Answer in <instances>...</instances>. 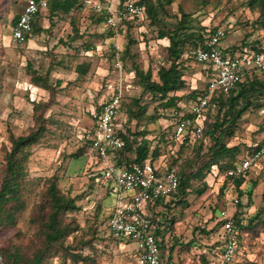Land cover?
Segmentation results:
<instances>
[{
  "label": "rangeland",
  "instance_id": "obj_1",
  "mask_svg": "<svg viewBox=\"0 0 264 264\" xmlns=\"http://www.w3.org/2000/svg\"><path fill=\"white\" fill-rule=\"evenodd\" d=\"M14 1L13 4L10 0H0V184L9 135L27 134L35 125V102L50 101V104L44 112L48 118L47 131L38 143L27 149V208L16 229L0 230V247L13 242L23 246L28 253L33 251L38 238L35 227L30 223V216L34 207L43 200L46 179L57 177L63 192L80 197L77 203L81 209L68 212L65 217L66 222H71L72 227H78V230L66 238V250L59 248V252L50 255L43 264H138L137 241L126 239L120 242L113 239L109 232L107 216L113 206L112 199L100 182L93 183L90 178L91 170L98 165H94L90 155L79 158L73 155L85 146L87 136L92 135L97 107L109 97L108 83H117L124 78L126 85L131 84L125 90V95H141L135 82V72H129L125 66L123 71L117 68L116 47L120 48L121 59L125 51L130 50L131 56L127 59L129 68L135 64L140 70L151 69L153 77L157 78L159 67L168 65V40H157V28L150 25L149 21L141 23L134 20L132 26L128 27L123 17L117 19L116 26L110 30L107 24L94 21L101 12H96L91 4L85 3L83 9L55 21L46 35L34 36L29 42L20 43L12 36L11 21L16 13L22 12L26 0ZM116 1L110 0V3L116 6ZM158 1L149 0L155 6H158ZM166 8L168 13L163 16L171 26L181 16L180 10L183 8L204 25L226 30L228 34L222 41L225 47L240 45L244 41L252 44L256 40H264V28L255 22L259 13L251 10L246 0H173ZM73 17L84 36L69 44L67 36L73 32L70 26ZM40 22L45 27L50 25L47 17H42ZM86 41L92 45L89 50H84L82 46ZM184 59L190 86L204 88L206 77L202 74V66L190 57ZM87 61L91 62L90 70L79 76L77 65ZM28 63L42 72L49 69L53 82L62 80L53 99L50 100V94L45 89L30 82ZM109 78L111 80L105 84ZM130 101L131 97L126 105ZM261 102L262 106H252L239 119L231 144H241L244 148L262 139L264 99ZM141 104L147 106L145 114L132 116L131 112L123 108L119 113V121L129 120L132 129L136 124L140 125L150 131L149 137L174 122L171 116L148 121L149 115L155 113L156 104L160 105L151 101L149 93L142 97ZM133 108L137 110L138 106ZM161 108L158 107V112ZM178 147L175 141L165 143L164 153L156 162L162 159V164L168 165L176 159L173 165L178 167V164L193 155L191 148L178 152ZM186 167L189 168V165L186 164ZM207 179L211 186L201 196L192 192L188 204L179 205L175 210L177 221L169 238L173 235L184 244L190 241L196 244L189 248L179 245L173 255L176 264H223L221 252L212 246L226 238L219 223L222 221L221 210L226 209L233 214L242 208V220L246 224L255 211L263 206L264 167L261 163L252 168L251 180L242 186L248 189L253 181H257L250 199L248 193L242 196L241 207L232 201L234 197L239 198L233 188L226 194L220 190L221 182L214 181V176L209 175ZM199 184V181H194L196 187ZM241 242V252L235 255L231 263L226 264H264V224L257 225L255 230L241 232ZM162 250L165 255H169L168 247ZM75 255L82 258L75 260ZM0 264H5L1 257Z\"/></svg>",
  "mask_w": 264,
  "mask_h": 264
},
{
  "label": "trees",
  "instance_id": "obj_2",
  "mask_svg": "<svg viewBox=\"0 0 264 264\" xmlns=\"http://www.w3.org/2000/svg\"><path fill=\"white\" fill-rule=\"evenodd\" d=\"M14 4V0H10ZM102 3H108L110 0H100ZM173 0H159L158 6L153 5L149 0H138L145 7L144 14L134 18L124 17L128 27L132 26V21L137 22L149 21L150 25L157 28V40H168L167 44V61L168 65L162 64L156 74L157 78L153 77L151 69L147 71L140 70L135 64L129 68L127 59L131 56L130 50L127 49L123 54L124 66L129 72H135V82L140 88V96L135 97L125 95L121 99L120 113L123 108L127 112H131L132 116L142 115L147 112V106L141 104L142 97L149 93L151 101L158 102L154 107L155 113L149 115L148 121H156L164 116H171L174 122L167 128H163L156 135L149 137V130H145L140 125L136 124L132 129L130 121H118V132L124 140V145L116 151V160L118 165L127 166L129 163L139 162L146 163L147 161L155 162L163 155V147L165 143L176 142L179 146L178 152H182L191 148L193 155L187 157L184 163L178 164L180 184L178 189L167 198L159 200V206L155 208L153 218L164 227L158 232L159 242L162 248L168 247V260L171 264H176L173 255L179 245L187 248L195 244V241L183 243L178 238L169 234L172 233L176 224L175 210L179 205H187L188 198L192 192L197 195H202L209 187L208 176H214V181L221 182L220 190L225 188H233L239 196L237 207L242 206L241 198L246 193L250 197L253 195L254 189L257 187V181H253L248 189L242 187L245 182L251 180L252 169L238 178H232L228 175V171L234 167L245 157L254 153L264 142V136L259 141L252 145H246L244 148L241 144H231V139L236 134V128L239 119L252 106H262L261 102L264 99V72L259 69H251L247 72L243 80L237 87L232 89L227 94L219 93L216 99L218 100V109L215 113L209 114L203 126V132L200 137H197L188 131L182 138L175 137L176 120L182 116L193 117L190 111L189 104L191 101L201 96L211 78V69L206 63L195 62L202 66V74L206 77V84L203 87L191 85L186 78V68L184 58H192L191 51L197 47H206L207 40L214 34L219 27H209L203 22L194 17L192 13L180 10L181 16L173 25L165 22L166 5L171 4ZM86 0H48V6L40 8L33 19L32 31L27 35L25 41L29 42L34 36H44L50 31L51 26L55 21L62 20L68 14H73L76 10L83 9ZM248 7L259 13L255 20L258 26L264 28V0H246ZM23 11V10H22ZM20 13H16L11 21V31L16 25ZM1 18L2 15L0 14ZM42 17H47L50 25L45 27L41 24ZM4 18V17H3ZM75 17L71 19L70 26L73 32L67 36L69 44L83 38L84 33L80 32L76 26ZM96 23L107 24V15L103 11L94 19ZM108 25V24H107ZM110 30L112 28L111 25ZM112 32V31H110ZM228 32L225 30V36L222 38L220 47L224 53L228 55H236L245 51H260L264 46V40H256L249 44L246 41L240 45H232L225 47L222 41L226 38ZM264 38V36H263ZM131 42H134L130 40ZM84 50L92 48L88 41L83 43ZM91 68V62H82L77 65L76 72L79 76H83ZM27 74L30 76V82L35 86L45 89L50 94V100L57 93V87L62 85V80L57 79L52 81L50 70L42 72L33 67L31 63L27 64ZM263 75V77H261ZM111 79H107V84ZM130 103L126 105V102ZM103 103L97 107L94 115L93 127H95L97 117L102 109ZM48 102L34 103V119L35 125L27 134L9 135V145L5 146L4 159L5 168L2 181L0 184V230L16 229L19 219L27 208L26 186L28 183V148L38 143L47 131V120L44 112L47 109ZM138 106L137 110L133 107ZM158 107H162L158 112ZM183 114V115H181ZM92 127V128H93ZM91 139L87 136L85 146L77 151L73 156L82 157L90 155L97 166L100 158L90 152ZM175 160L167 166H174ZM161 163V160H158ZM98 162V163H97ZM264 167V158L260 160ZM189 165V168L186 167ZM102 170L94 168L91 170L90 178L93 183H98L97 178L101 177ZM194 181H199L198 187L194 185ZM211 186V185H210ZM79 196H71L63 192L59 186L57 177H49L46 179V188L43 192V200L38 203L30 216V223L35 227L36 236L38 238L37 246L31 253L25 251L24 247L9 243L7 246L0 247V257L5 264H43L45 260L53 253L59 252V248L66 247L65 240L68 236L74 234L78 227H72L71 222H66L65 217L68 212H74L81 209L78 205ZM261 209L255 211L254 215L249 219V222L244 224L242 217V208H239L233 217L235 223L240 230V240L238 252H241V232L255 230L257 225L264 224V203ZM110 213L107 216V226L109 223ZM223 227V221H219ZM254 225V226H253ZM112 236V235H111ZM113 237V236H112ZM175 238V239H174ZM113 239L124 241L123 239ZM225 239L215 242L212 246H216L217 250L222 251V246ZM220 242V244H219ZM215 249V252H217ZM205 260V255H203ZM75 260L82 258L80 255H75ZM85 258V257H84ZM179 264V263H177Z\"/></svg>",
  "mask_w": 264,
  "mask_h": 264
},
{
  "label": "built area",
  "instance_id": "obj_3",
  "mask_svg": "<svg viewBox=\"0 0 264 264\" xmlns=\"http://www.w3.org/2000/svg\"><path fill=\"white\" fill-rule=\"evenodd\" d=\"M96 12H105L107 24L116 26L117 19L134 18L144 14L145 7L138 0H117L116 6L102 3L100 0H86ZM48 6V0H26L23 11L16 25L12 28V36L17 41H25L32 31L35 14L40 8ZM225 31L219 28L207 40L206 47H197L191 51L196 62L206 63L211 69V78L204 93L190 102L193 117L182 116L176 120L175 137L182 138L188 131L200 137L203 132L204 121L209 114L218 109L219 93L227 94L237 87L251 69L264 72V46L260 51H245L236 55H228L220 47ZM116 66L124 70L120 48L116 47ZM117 83H108L109 97L104 101L98 114L91 139L90 152L99 156L97 168L102 170L97 178L113 197L108 229L117 239H133L138 243V264H171L164 254L159 242L158 232L164 229L153 214L159 206L161 198H169L180 184L178 167L166 164L139 162L120 166L116 160V151L124 145V140L118 132L121 99L127 87L124 78ZM183 115V114H181ZM264 158V142L253 154L243 158L236 167L228 171L232 178H238ZM98 163V162H97ZM225 188L224 192L229 193ZM234 204L238 205L239 198L234 197ZM223 229L226 235L222 246V263H231L238 253L240 230L235 219L228 210H221ZM215 264V263H211Z\"/></svg>",
  "mask_w": 264,
  "mask_h": 264
},
{
  "label": "crops",
  "instance_id": "obj_4",
  "mask_svg": "<svg viewBox=\"0 0 264 264\" xmlns=\"http://www.w3.org/2000/svg\"><path fill=\"white\" fill-rule=\"evenodd\" d=\"M106 191H107V194L109 195V197H111V199H112L111 205H113V197L110 195V193L108 192V190H106ZM111 209H112V207H111Z\"/></svg>",
  "mask_w": 264,
  "mask_h": 264
}]
</instances>
